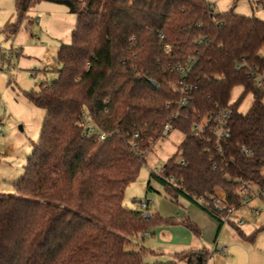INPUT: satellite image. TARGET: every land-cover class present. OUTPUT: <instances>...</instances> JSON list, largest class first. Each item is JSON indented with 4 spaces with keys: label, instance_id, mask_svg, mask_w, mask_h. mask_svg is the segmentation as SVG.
Wrapping results in <instances>:
<instances>
[{
    "label": "trees",
    "instance_id": "16d2710c",
    "mask_svg": "<svg viewBox=\"0 0 264 264\" xmlns=\"http://www.w3.org/2000/svg\"><path fill=\"white\" fill-rule=\"evenodd\" d=\"M42 1L68 4L76 20L57 54V79L23 92L45 116L14 194L0 192V264H148L151 252L133 240L152 226L199 235L188 218L146 219V208L123 205L165 125L184 139L151 172L147 192L153 180L174 203L181 197L214 217L215 188L234 206L244 183L264 190V21L216 13L206 0H85L82 10L65 0H15L17 22L2 33L14 35ZM221 109L229 110L227 137L216 139L212 122L195 128ZM82 114L104 140L86 134ZM208 256L184 251L151 264H204Z\"/></svg>",
    "mask_w": 264,
    "mask_h": 264
},
{
    "label": "rangeland",
    "instance_id": "374dc122",
    "mask_svg": "<svg viewBox=\"0 0 264 264\" xmlns=\"http://www.w3.org/2000/svg\"><path fill=\"white\" fill-rule=\"evenodd\" d=\"M67 1L79 10L86 6L85 0ZM206 1L216 13H224L232 9L238 15L254 17L264 21V0ZM75 20L76 14L71 12L68 4L42 1L28 10L27 17L19 22L14 35L6 36L2 33L3 28L17 22L15 0H0L1 193L14 194V182L23 175L26 160L31 155L34 144L38 141L45 116V111L29 103L23 96V92L37 91L40 84H49L57 79V71L60 69L57 54L62 45L70 42V34L74 28ZM260 56L264 58V48L260 51ZM240 92V87L234 88L231 92V99H234ZM251 101V95H247L239 107L240 112H246ZM173 134H178L179 138H182V134L178 131L173 132ZM172 138L171 134L160 144L158 143L156 147L153 144L154 151L147 156L137 179L125 189L123 199L125 207L145 211L144 208L133 203V199H145L149 166L152 162L154 164L157 158V166L164 164V157L161 156L164 154L166 156L171 155L175 150L176 143ZM155 184V181H151V186ZM253 190L255 195L249 201V203L251 202L249 206L242 205L239 208L242 209V212L249 211L250 216L249 219L247 218L249 224L253 222L256 225H262L264 223V199L257 195V188ZM149 195L146 198L149 201V208L147 207L148 209L146 208L145 212L154 214L156 211H162L163 213L180 211L179 206L171 202L163 188L160 194L150 190ZM256 207L260 210L259 216H255L253 213V209ZM162 230L166 229L163 226H152L149 232H153L154 235L145 238L144 244L151 245L153 250L160 251L163 254H169L174 249H188L191 247V243L184 241L186 236L179 226L167 227L169 231L164 233ZM135 241L142 242L141 237L134 238L133 242ZM202 245L208 249L212 247L211 242L205 244L204 241ZM234 246V252L239 255L245 250L242 242L234 244ZM214 253H212L213 257L208 260L207 264L220 263L215 258ZM228 253L230 255L229 251ZM232 255L234 254L232 253ZM239 264H245V259H243V263Z\"/></svg>",
    "mask_w": 264,
    "mask_h": 264
},
{
    "label": "crops",
    "instance_id": "0c3cea01",
    "mask_svg": "<svg viewBox=\"0 0 264 264\" xmlns=\"http://www.w3.org/2000/svg\"><path fill=\"white\" fill-rule=\"evenodd\" d=\"M176 131L178 130H171L167 136L159 138L154 143V147H156L158 143L160 144L164 139H167L168 136H170L171 134L173 136L172 139L174 140V143H176L174 147L175 150L173 151V153H171V155L169 154L168 156H166L164 154L161 156V157H164L163 163L167 162L174 155V153L177 151L178 146L182 143L184 139V135L180 131L178 132L182 134V138H179L178 134H173V132H176ZM154 147H151L150 151L146 153L145 158H144L145 160L148 155L153 153ZM156 162H158V158L154 161V164L152 162L151 166H149L150 170H149V174H148L149 176L146 182V191L144 195L145 198L150 196L149 195L150 190H154L156 193H159V194L161 193L162 187L157 182H155L156 184L154 186H151V189L149 190V192H147V184L151 180L150 174L152 170L158 169L161 167V166H157L158 163ZM263 199H264V196H263ZM134 200H140V199H133V201ZM171 202L174 203L173 201ZM250 203L248 202L247 206H249ZM174 204L179 206L180 211H177L176 213L174 212L163 213L162 211H156V213L154 214H159L162 218H174V219L188 218L192 222V224L198 229L199 235L192 234L190 231H188L186 228H184L181 225H175V226H179L182 229L183 234L186 236L184 238V241L186 243L187 242L191 243L192 245L188 249H179V250L174 249L169 254H163L160 251L153 250L151 245L148 246L144 244L143 241L145 240V238L154 235L153 232L150 233L148 231L147 236L142 235L143 238L141 241L143 243L139 241H135L136 243H141V245L147 251L151 252L144 257L145 263L151 264L156 261L167 262V261L172 260L174 254L179 253V252L204 251V252L209 253V256L206 259L204 264H207L208 260L212 259L213 252H215L214 253L215 258L220 261V263H217V264H237V262L239 264V263H243V259H245V264H264V223H262V225H256V223L250 222L249 224V220H247V218L250 216L248 214L249 211L245 210L244 212H242V209L238 208V210L235 212V217L241 218L244 222L242 227L237 228L233 224H228V226L225 225L226 227L225 226L220 227L218 220L212 215H210L209 213H207L205 210L200 208L198 205L192 202H189L181 197H178L176 200V203ZM250 209H253V208H250ZM174 216H177V217H174ZM167 227H171V226H163V228L166 229V230H162L163 233L169 231L167 230ZM260 228H263V230L260 231L255 236L253 242H250L247 237H249L252 233H254ZM239 232H241L243 236H240L238 234ZM204 241H205V244H207L208 242L212 243L211 249H208L204 245H202ZM239 242H242L244 244V249H245L244 252L242 251L240 253V255L237 252H234L235 250L234 244H237ZM222 248H224V254L221 253ZM228 251L230 252V255ZM232 253L234 255H232ZM176 264H187V261L186 260L177 261Z\"/></svg>",
    "mask_w": 264,
    "mask_h": 264
},
{
    "label": "built area",
    "instance_id": "2783aa9c",
    "mask_svg": "<svg viewBox=\"0 0 264 264\" xmlns=\"http://www.w3.org/2000/svg\"><path fill=\"white\" fill-rule=\"evenodd\" d=\"M169 49L170 48L168 45L164 46L165 52H168ZM181 85H183L182 81L179 82V86ZM172 87L174 89H177L178 85L176 86L173 84ZM180 90L182 92L180 102L183 104L186 100L187 91H186V88H184L183 86L180 88ZM228 112H229L228 109H221L217 112L216 115H206L200 124L195 125V128L200 130L201 125L203 123L212 122V125L210 128H211L212 133L215 135L216 139L225 138L227 137L228 132H229L226 126V118H227ZM78 124L84 127V129L86 130V134L88 136H91L93 134H98L99 139L104 140L105 135L97 130V128L92 124V122L89 120L86 114L81 115ZM163 130H164V133L166 134L170 132L171 129L169 125H165L163 127ZM1 132H2V120L0 119V133ZM165 134L164 136H166ZM242 151L244 152L246 156H251V153L249 151L244 150L243 148H242ZM152 172L157 175L158 169H153ZM243 186L244 188L240 191V196L242 197L240 206L247 205V203L251 199H253V196L255 195L254 190H253L254 187L251 184L244 183ZM263 191L264 190H258L257 195L261 198H263ZM209 202L214 208H217L220 211V214H215V213L213 214H214V217L218 220L221 227L227 224H235L238 227L243 225L244 223L243 220L241 218L235 217V212L238 210L240 206H234V205L229 204L226 200L225 193L221 189L215 188L213 190V193L211 194L209 198ZM148 204H149V201L146 198L137 201V205L144 209L147 208ZM253 213L255 216H258L260 214V210L258 208H254ZM142 235L147 236L148 232H143ZM221 253L224 254V248L221 249Z\"/></svg>",
    "mask_w": 264,
    "mask_h": 264
},
{
    "label": "water",
    "instance_id": "95a60500",
    "mask_svg": "<svg viewBox=\"0 0 264 264\" xmlns=\"http://www.w3.org/2000/svg\"><path fill=\"white\" fill-rule=\"evenodd\" d=\"M65 1H67V0H65ZM151 83H152V84L155 86V84H154L153 82H151ZM149 216H150V214H149V213H146V214H145V218H146V219H148V218H149Z\"/></svg>",
    "mask_w": 264,
    "mask_h": 264
}]
</instances>
